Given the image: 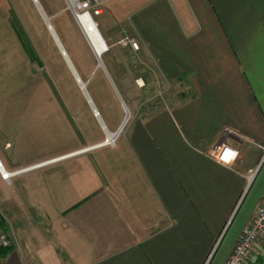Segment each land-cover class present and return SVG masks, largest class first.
<instances>
[{"label":"crops","instance_id":"0c3cea01","mask_svg":"<svg viewBox=\"0 0 264 264\" xmlns=\"http://www.w3.org/2000/svg\"><path fill=\"white\" fill-rule=\"evenodd\" d=\"M131 1L136 39L183 97L135 119L123 168L82 150L22 165L0 148L18 171L0 177V264H224L264 196V0ZM48 166V183L22 177ZM93 200L110 210L85 211Z\"/></svg>","mask_w":264,"mask_h":264},{"label":"rangeland","instance_id":"374dc122","mask_svg":"<svg viewBox=\"0 0 264 264\" xmlns=\"http://www.w3.org/2000/svg\"><path fill=\"white\" fill-rule=\"evenodd\" d=\"M37 1L86 84L105 129L92 113L33 1L0 0V148L7 144L5 153L10 160L28 165L92 147L105 140V130L114 133L121 125L126 113L120 97L128 118L113 144L74 156L114 170L122 164L117 160L121 153L126 154L135 119L175 106L185 90L177 81L159 75L136 39L130 20L138 9L135 2L109 0L94 17L107 46L101 56L103 71L64 0ZM49 167L28 171L22 177L30 187L36 179L48 183L44 170ZM97 202L93 200L84 210H110L107 202ZM253 264L264 261L257 258Z\"/></svg>","mask_w":264,"mask_h":264},{"label":"built area","instance_id":"2783aa9c","mask_svg":"<svg viewBox=\"0 0 264 264\" xmlns=\"http://www.w3.org/2000/svg\"><path fill=\"white\" fill-rule=\"evenodd\" d=\"M108 1L109 0H64L67 9L70 10L74 21L85 38V30L81 22L86 21L88 24L98 29L94 17L102 13V9ZM233 154L234 151L225 144L215 146L212 151V155L216 160L222 163H228ZM4 171L5 170L0 164V176L5 181H8L12 174L18 172L7 173ZM261 245H264V196L256 207L249 224L241 232L224 264H248L249 260L252 258L255 247ZM9 247H11L10 239L6 234L0 233V251Z\"/></svg>","mask_w":264,"mask_h":264},{"label":"water","instance_id":"95a60500","mask_svg":"<svg viewBox=\"0 0 264 264\" xmlns=\"http://www.w3.org/2000/svg\"><path fill=\"white\" fill-rule=\"evenodd\" d=\"M32 1H33V3L35 4V6H36L38 12L40 13V16L42 17V19H43V21H44V23H45L47 29H48L49 32L51 33L52 38L55 40V43H56V45H57L58 50L60 51L62 57L64 58V60H65V62H66V64H67V66L69 67V69H70V71H71L73 77H74L75 80L77 81V83H78V85H79V87H80V89H81V91H82V93H83L85 99L87 100V102H88V104H89V106H90V108H91V110H92V112L94 113V115H95L96 117H98L99 123L104 127V125H103V121L101 120V117L99 116V113L97 112V110H96V108H95V106H94V104H93L91 98L89 97V95H88V93H87V91H86V86H85L86 84L83 83V82L80 80V78H79V76H78L76 70L74 69V67H73L71 61L69 60V58H68L66 52L64 51L63 47L61 46V44H60V42H59V40H58V38H57L55 32L53 31L52 26H51L50 21H49V18H48V17L45 15V13L43 12V10H42L41 6L39 5L38 1H37V0H32ZM98 66H100V67L103 69V71H105V68H104V66H103V64H102L101 59L99 60ZM111 83H112V82H111ZM112 86H113V88L115 89V86H114L113 83H112ZM118 96H119V94H118ZM119 99H120V101H121V105H122V107H123V109H124V111H125V113H126L125 117H126V116L128 117V112H127L126 106H125L123 100H122L120 97H119ZM123 121H124V120H123ZM123 121H122V123H123ZM122 123H121V124H122ZM121 129H122V125H120L119 128L117 129V131L114 132L112 135H113V136H114V135H118L119 132L121 131ZM100 145H104V143H101V144H99L98 146H100ZM94 147H96V146H94ZM94 147H88V148H86V149H84V150L87 151V150L93 149ZM30 168H31V167L26 168V169H30ZM26 169H24V170H26ZM24 170H23V171H24Z\"/></svg>","mask_w":264,"mask_h":264},{"label":"bare ground","instance_id":"6f19581e","mask_svg":"<svg viewBox=\"0 0 264 264\" xmlns=\"http://www.w3.org/2000/svg\"><path fill=\"white\" fill-rule=\"evenodd\" d=\"M81 23H82L83 29L85 30L86 40H87L89 46L91 47V49H92V51L94 53V56L96 57L97 66H98V63H99V60L101 59V56L103 55V53H105L107 51V46H106L102 36L100 35L98 29H96L94 26L88 24L86 21L85 22L82 21ZM50 35H51V33H50ZM54 42H55V40H54ZM98 67L101 68L100 66H98ZM127 118H128L127 116L124 117V119H123L124 121L121 124L122 128H123V125L126 123ZM96 119L98 120V117H96ZM98 122H99V120H98ZM101 127H103V126L101 125ZM102 129H105V127H103ZM104 134H105V140L103 142H101V143H104V145L113 144L114 139L117 137V135L113 136L112 135L113 133L108 132L107 130H105ZM101 143H99V144H101ZM99 144H96L94 146L98 147ZM94 146H92V147H94ZM100 146H103V145H100ZM96 147H94V148H96ZM82 151H85V150H82ZM66 156H68V155H64L63 158L66 157ZM59 158H62V157H59ZM26 170H28V169H26Z\"/></svg>","mask_w":264,"mask_h":264},{"label":"trees","instance_id":"16d2710c","mask_svg":"<svg viewBox=\"0 0 264 264\" xmlns=\"http://www.w3.org/2000/svg\"><path fill=\"white\" fill-rule=\"evenodd\" d=\"M30 55H32V53L30 52ZM11 247L7 248V249H3L0 251V258H4L9 252H10Z\"/></svg>","mask_w":264,"mask_h":264}]
</instances>
